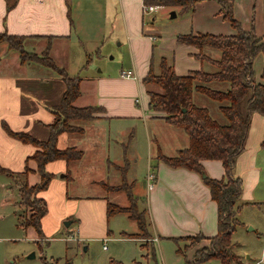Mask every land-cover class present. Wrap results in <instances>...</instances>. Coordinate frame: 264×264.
<instances>
[{
	"label": "crops",
	"instance_id": "1",
	"mask_svg": "<svg viewBox=\"0 0 264 264\" xmlns=\"http://www.w3.org/2000/svg\"><path fill=\"white\" fill-rule=\"evenodd\" d=\"M147 1L152 0H0V34L22 37L24 50L37 55L43 54L48 47V55L55 65L69 76L79 78L80 96L73 105L97 108L90 120L71 122L72 126L81 129L80 132L58 134L56 147L60 150L74 148L81 152V158L72 162L55 160L47 163L44 170L52 178L37 196L46 203L45 233L52 234L69 219V225L76 221V228L67 240L81 242L78 243L81 245L99 241L103 251H108L105 244H119L120 251L108 257V264L123 262L124 255L133 260L140 254L142 259L145 241L130 237L138 233V228L126 214L108 216L107 203L127 207L132 199L139 210H145L151 234L149 243L153 248L156 244L161 264H165L164 258L169 259L167 248L174 253L178 264L193 260L199 249L195 247L187 251L184 257L175 252L178 246L173 238L200 235L209 245V239L217 233L216 204L211 200L204 177L186 169L171 168L160 161L154 165L157 153L174 156L188 145V138L182 129L166 124L161 115L149 110V97L142 83L151 64L154 72H159L162 57L179 76L198 70L214 72L215 68L208 61L200 62L194 57L198 52L195 47L178 43L175 38L181 34H175L168 46H164L156 31L145 24L146 13L143 11V5L153 6L155 9L149 12L151 15L160 6ZM231 2L241 28L252 30L257 37L264 39V0ZM219 5L218 0L196 1L186 12L191 15L190 31L195 34H234L229 22L223 20ZM107 21L110 27L106 35L103 29ZM97 23L100 24L97 35L91 36ZM112 36L120 44L125 43L131 52L127 68L114 72L106 70L104 74L94 71L92 74L91 56L99 55L104 41ZM157 40L161 41L159 45H156ZM67 43L83 49L67 52L70 54V68L60 64L58 59L66 55ZM208 49H203L204 55L218 60L220 54L209 56ZM256 61L260 64L258 73L253 68ZM263 63L264 54L259 53L252 63L255 83H264ZM205 65L210 70L206 71ZM123 71H132L133 78L121 77ZM85 85H88L87 89H84ZM64 90L60 77L40 63L21 62L17 51L0 42V167L13 174L30 169L26 177L30 185L39 181L37 164L30 159L36 148L9 136L3 125L12 132L26 133L38 141H46L50 135L49 125L55 118L51 109L59 105ZM85 96L87 98L82 99ZM202 105L207 102L203 100ZM137 128L145 141L147 174L151 176L149 180L147 175L144 200L135 190V181L128 179L126 172L117 185L109 184L108 180L112 176L111 169L121 168L120 161L136 155ZM202 166L208 178L219 180L224 175L219 160H204ZM232 176L242 181L236 213L241 225L231 235V239L236 235L238 240L231 241L234 246L228 264H264V231L256 230L262 226L261 219L264 222L263 115L254 113L250 116L244 147L234 159ZM81 185L90 187V190L79 193L78 186ZM112 194L117 199L122 195L119 200L124 204L112 202L109 197ZM120 216L135 224V231L123 230ZM208 245L203 244L201 248ZM88 248L86 244L84 249ZM213 261L221 264L217 259L200 264ZM133 263L146 264V260H133Z\"/></svg>",
	"mask_w": 264,
	"mask_h": 264
},
{
	"label": "trees",
	"instance_id": "2",
	"mask_svg": "<svg viewBox=\"0 0 264 264\" xmlns=\"http://www.w3.org/2000/svg\"><path fill=\"white\" fill-rule=\"evenodd\" d=\"M198 0H152L159 6H180L183 12L190 11ZM222 5L223 18L235 30L232 35H212L201 33H187L177 35L176 41L190 45L197 49L194 57L200 61H208L214 72L203 70L191 71L187 75L175 74L171 65L162 57L158 64V73L151 66L142 83L146 86L149 97L148 108L168 125L180 128L188 138V145L179 150L174 156L165 157L157 153L154 165L159 161L171 168H182L202 175L204 160H219L224 169L221 179L204 177V184L209 190L211 200L216 204L217 233L209 239V245L198 249L193 260L185 264H200L211 259H217L221 264H228L232 259L233 243L231 235L241 223L236 218L239 210V199L242 181L232 176V167L235 157L243 150L245 137L248 131L250 116L258 113L264 116V83H255L253 80L252 63L259 54H264V39L257 37L252 30H243L240 23L232 17L231 0H218ZM23 38L0 34V42H5L9 49L18 52L21 62L34 61L44 65L51 72L61 78L65 85L59 105L51 109L54 121L49 125L50 135L46 141H38L26 133L12 132L5 125V132L22 143L31 144L36 148L30 157L37 164L39 181L28 185L26 177L31 172L26 168L23 173L13 174L2 169L11 178L23 177L18 186L20 203L28 209L22 216V226L32 228L40 237L41 219L47 212L45 200L37 196L45 190L52 175L46 173L44 166L55 160L72 162L81 158V152L74 148L60 150L56 147L58 134L66 132H80L81 129L71 125L72 121L90 120L97 108H77L73 105L80 96L79 78L69 76L66 71L52 61L48 55V47L42 56L27 53L23 48ZM204 48L217 49L220 52L218 60H211L204 55ZM264 79V66L262 71ZM203 100L207 105L203 106ZM245 102L244 109L242 103ZM213 113L210 112V109ZM126 214L134 221L138 233L130 235L134 238L150 239L149 222L145 210H139L136 203L130 199L127 207L107 203V215ZM203 239L202 236H185L173 238L177 244L179 240L192 242ZM145 250L143 260L149 255L154 258V248L149 243L142 246ZM193 246L181 249L176 253L185 257ZM111 264H122L111 261ZM142 264V263H136Z\"/></svg>",
	"mask_w": 264,
	"mask_h": 264
},
{
	"label": "rangeland",
	"instance_id": "3",
	"mask_svg": "<svg viewBox=\"0 0 264 264\" xmlns=\"http://www.w3.org/2000/svg\"><path fill=\"white\" fill-rule=\"evenodd\" d=\"M219 7L220 10H222V5H219ZM172 12L175 13V17H171ZM220 14L223 18V13L221 12ZM190 17L191 15L183 12L180 6H160V8H157L151 15L146 13L144 20L145 24H147V26H151L156 31L160 39L163 40L165 43L164 46H168V43H170V41L175 37V34L183 35L192 32L190 31V27L192 26L190 23ZM232 17L237 21L236 18L238 15L234 13L233 9ZM223 20L225 19L223 18ZM225 22L228 21L225 20ZM109 24L110 22L107 21V25L104 26L103 29V34L106 33L107 35V30H109L110 27ZM99 25L100 24L97 23L94 26L90 33L91 36L97 35L96 31L98 30ZM192 33L195 32L193 31ZM262 36H264V34ZM160 42L157 40L156 45H159ZM70 49L71 52L78 50L83 51L81 46H77L74 43L65 44L66 55L64 54L65 56H60L58 59L60 64H63V66L67 65L69 68L70 54H67V52L70 51ZM207 51L209 56L220 54L218 50L212 48H209ZM42 55L43 54L37 56ZM67 56L68 58L66 60ZM130 56L131 52L128 46L125 43L120 44V41L118 39H114L112 36L107 38V41H104L99 55L91 56L93 65L90 67V69L92 74L94 71L99 72V74H104L106 70H111L114 72V70L119 71L121 68L126 69ZM257 63L258 61L254 62L253 67L256 73H258L257 70L260 65ZM208 68L209 67L205 65L206 71L210 70ZM87 88L88 85H85L84 89ZM86 96L82 99L87 98ZM244 106L245 102L242 103L243 109ZM209 110L211 113H213L211 108ZM135 131L136 155L128 156L127 160L120 161L118 164L121 168H118L117 170L114 168L111 169L112 176L108 174V176L110 175L108 180L109 184L117 185L121 182L122 177L126 172L127 178H133L135 181V190L141 194V198L144 200L146 198L145 190L147 186L146 180L148 177L147 149L141 131H139L138 128ZM21 182H23V177L11 178L7 174L0 172V264H108V257L120 251L119 244L113 242L105 244V246L108 247V251H103L102 243L99 241L86 242L81 245L78 244L81 242L77 243L76 241L67 240V237H69L76 228V221L70 225H66L67 221H70L69 219L65 220L62 223V226L54 230L52 234H47L45 233L44 217L41 221L42 235L40 237L32 228H24L22 226V216L27 214L28 209L23 203H20L19 200L20 196L17 191ZM28 185L30 184L28 183ZM71 188L72 185L69 184V189ZM78 190L81 191L79 193L85 194L90 190V187L81 185L78 186ZM42 195L45 198V193H42ZM109 197L111 198L112 202L120 205L124 204L121 200H119V198L123 197L122 195L118 196V199L114 194L109 195ZM120 217L121 221H123V230H126L127 232L135 231V224L126 222L123 216ZM261 221L262 226L256 227V230L257 232L263 233L264 222L262 219ZM142 239L145 241L146 245L149 244V239ZM235 240H238L236 235L232 237L231 241ZM86 244L89 245L88 250L84 249ZM203 244L208 245V242L203 241V239H196L192 242L188 240H179L177 242V246L181 249H184L186 246L189 247V245L193 246V248L196 247L201 249ZM154 246V258L149 255V258L146 260V264H161V257L156 249V244H154ZM172 250L174 251V248H172ZM146 251L147 249L145 252ZM166 252L169 259L164 258L165 264H178L177 259H175V257L172 255L174 253H171L169 248H167ZM30 255H33V257H30ZM127 256H123L125 260L121 262L122 264H134L133 260L143 261V258L141 259L140 254H137L133 260L126 259ZM180 261H182V259H180ZM181 264H185L184 261H182ZM211 264H219V262L213 261Z\"/></svg>",
	"mask_w": 264,
	"mask_h": 264
},
{
	"label": "built area",
	"instance_id": "4",
	"mask_svg": "<svg viewBox=\"0 0 264 264\" xmlns=\"http://www.w3.org/2000/svg\"><path fill=\"white\" fill-rule=\"evenodd\" d=\"M154 9H155V7H153V6L143 5L144 13H149V12L153 11ZM120 76L123 78H133V73H132V71H123V72H121ZM150 178H151V176H149V180H150ZM154 241H156V239H154ZM103 248H104V246H103Z\"/></svg>",
	"mask_w": 264,
	"mask_h": 264
},
{
	"label": "water",
	"instance_id": "5",
	"mask_svg": "<svg viewBox=\"0 0 264 264\" xmlns=\"http://www.w3.org/2000/svg\"><path fill=\"white\" fill-rule=\"evenodd\" d=\"M171 17H175V13L172 12V13H171ZM202 177H205V174H204V173H202ZM69 222H70V221H67L66 225H68ZM248 228H251V227H248ZM30 257H33V255H30Z\"/></svg>",
	"mask_w": 264,
	"mask_h": 264
}]
</instances>
